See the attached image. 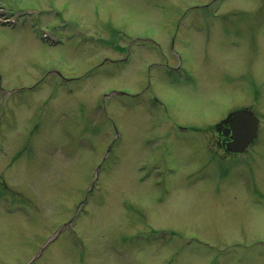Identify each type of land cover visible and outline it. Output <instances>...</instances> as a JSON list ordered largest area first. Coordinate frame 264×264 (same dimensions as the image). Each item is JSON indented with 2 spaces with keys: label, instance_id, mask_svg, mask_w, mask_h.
Here are the masks:
<instances>
[{
  "label": "rangeland",
  "instance_id": "obj_1",
  "mask_svg": "<svg viewBox=\"0 0 264 264\" xmlns=\"http://www.w3.org/2000/svg\"><path fill=\"white\" fill-rule=\"evenodd\" d=\"M0 4L38 12L0 23V264H264V0ZM147 90L178 123L248 107L258 137L164 138Z\"/></svg>",
  "mask_w": 264,
  "mask_h": 264
},
{
  "label": "water",
  "instance_id": "obj_2",
  "mask_svg": "<svg viewBox=\"0 0 264 264\" xmlns=\"http://www.w3.org/2000/svg\"><path fill=\"white\" fill-rule=\"evenodd\" d=\"M257 119L247 110H238L231 119V129L235 139L228 143L231 150H243L255 136Z\"/></svg>",
  "mask_w": 264,
  "mask_h": 264
},
{
  "label": "flooded vegetation",
  "instance_id": "obj_3",
  "mask_svg": "<svg viewBox=\"0 0 264 264\" xmlns=\"http://www.w3.org/2000/svg\"><path fill=\"white\" fill-rule=\"evenodd\" d=\"M216 136H217V137H216V138H217V143H218L219 145H223V144H224L223 141L229 139V137H230V136H228V137H224L223 135H220V133H216Z\"/></svg>",
  "mask_w": 264,
  "mask_h": 264
}]
</instances>
